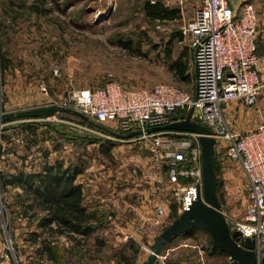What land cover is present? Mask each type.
I'll return each mask as SVG.
<instances>
[{
  "label": "rangeland",
  "instance_id": "rangeland-1",
  "mask_svg": "<svg viewBox=\"0 0 264 264\" xmlns=\"http://www.w3.org/2000/svg\"><path fill=\"white\" fill-rule=\"evenodd\" d=\"M157 1L178 9L180 19L167 23L147 21L142 6ZM249 2L257 10L261 27L264 0ZM198 6L197 0H0V55L6 57L4 68H0V104L7 110L59 104L76 91L102 88L109 75L126 88L170 84L190 92L192 57L182 30ZM258 52L264 82V43ZM181 53L187 62V81H177L171 72V64ZM40 87L45 88L47 96H38ZM261 106L260 97L252 107L238 101L223 105L225 127L235 133L257 128L262 122ZM27 125L12 121L7 127V135L18 128L27 132L23 147H15L9 136L1 135L5 150L0 173H13L25 157L30 158L24 165L33 169L43 162L44 154H48L50 163L75 165L80 159L86 167L77 183L83 187L85 205L90 206V201L103 204L102 212L97 214L106 220L113 217L115 225H106L100 219V228L79 252H74L66 239H57V262H46L35 254L37 246L28 242L26 233L31 229L17 218L14 206L8 210L6 219L3 217L1 197L7 206L17 193L8 189L3 196L0 194V264H11L13 257L16 264H124L119 256H132L130 246L137 250L132 263L145 262L150 255L145 249L152 251L155 237L169 225L167 217L165 227L154 226V207H149L146 201L155 198L167 208L172 205L173 195L183 182H172L167 158L178 149L180 140L164 137L161 150L168 157L158 159L144 144L115 140L74 119L61 120L56 115L38 120L32 124L37 131L36 139ZM57 145L60 149L54 152ZM226 145L227 141L220 139L215 149L223 150ZM237 173L235 177L241 185L228 207L221 194L225 218L233 223L242 219L248 204L245 177ZM151 208L152 224L146 219ZM196 235L195 239L170 244L167 250L174 252L168 256L165 249L164 262L215 264L214 260H206L202 252L207 236L199 232ZM184 243L187 247L182 246Z\"/></svg>",
  "mask_w": 264,
  "mask_h": 264
},
{
  "label": "built area",
  "instance_id": "built-area-1",
  "mask_svg": "<svg viewBox=\"0 0 264 264\" xmlns=\"http://www.w3.org/2000/svg\"><path fill=\"white\" fill-rule=\"evenodd\" d=\"M197 1L198 8L182 30L194 69L192 92L170 84L126 88L109 75L102 88L76 91L59 104L10 110L0 104V160L5 150L1 135L9 136L10 144L15 147H23L27 135L19 128L7 135V127L12 121H1L6 114L57 106L76 111L114 133L125 135L168 125L172 123L170 115L179 111L187 115L192 109L191 121L209 129L216 144L220 139L227 141L223 153L230 163L240 167L245 177L248 204L244 216L239 222H227V219L226 222L231 232H239L240 239L254 242V252L260 259L264 257V82L257 42L264 40V23L260 27L255 6L245 0ZM38 96H47L44 87L38 89ZM259 97L262 100L259 126L240 133L227 130L222 119V106L238 101L252 107L257 105ZM38 120L41 119L14 122L32 125ZM166 136L182 138L177 143L178 149L169 158L161 150ZM130 142L144 144L155 158L168 159L170 179L173 183L177 180L183 182L173 195L172 205L177 216L188 211L197 191L202 188L201 150L197 136L163 132L143 134ZM154 212V226L165 227L167 216L164 209L156 206ZM165 259L161 255L158 261L165 264Z\"/></svg>",
  "mask_w": 264,
  "mask_h": 264
},
{
  "label": "trees",
  "instance_id": "trees-1",
  "mask_svg": "<svg viewBox=\"0 0 264 264\" xmlns=\"http://www.w3.org/2000/svg\"><path fill=\"white\" fill-rule=\"evenodd\" d=\"M142 11L145 19L151 23H167L180 19L178 9L165 7L159 1L154 3L145 2L142 6ZM262 43H264L262 40L257 42L258 56V49ZM127 45L124 44V47L128 48ZM167 58H169V51H167ZM4 62H6V57L4 54H1V69L2 67L4 68ZM172 71L177 81H187L189 79L184 53H181L175 62L171 64ZM57 116L61 120L74 119L82 125L93 129L70 114L60 113ZM185 117V112L179 111L170 115V120L178 122L184 120ZM26 127L31 132L33 139H36L37 131L33 128L35 126L27 125ZM173 138L180 140L179 142L182 141V138ZM90 144L92 143L90 142ZM59 149L60 146L57 145L53 151L57 152ZM27 158L25 157L20 160V168L13 171V173H0L1 196L6 194L8 189L16 190L17 192L11 205L5 206L4 198L1 197L3 205L2 215L6 219L8 210L13 209L14 206L13 210H16L17 218L25 221L26 228L31 229L26 235L28 236V242L37 246L35 249L37 257L44 259L46 262L55 263L58 257L55 251L56 240L59 238L66 239L69 241L74 252L84 249V242L92 237L97 229L100 228L99 220L101 216L97 214L96 210L89 209L84 203L83 187L77 183V178L84 173L86 166L80 159L77 160L75 165H65L62 161L50 163L48 161V154H44L43 162L29 172L25 170L26 167L24 165ZM215 173L218 179L217 196L221 206L220 182L216 163ZM13 210L11 211L12 213ZM171 213L169 224L178 217L174 205H171ZM197 232L204 233L207 236L206 245L202 248L206 260H214L216 261L215 264H236L211 241L207 233L201 230H193L175 239L170 244L176 240L195 239L197 238ZM169 245L163 248L162 254ZM129 250L132 256H119V259L124 264H133L132 259L137 254V250L133 246H130ZM178 263L175 262L173 264ZM11 264H13V260Z\"/></svg>",
  "mask_w": 264,
  "mask_h": 264
},
{
  "label": "water",
  "instance_id": "water-1",
  "mask_svg": "<svg viewBox=\"0 0 264 264\" xmlns=\"http://www.w3.org/2000/svg\"><path fill=\"white\" fill-rule=\"evenodd\" d=\"M192 112L193 110L190 109L182 121L172 122L161 127L149 128L144 132L137 131L125 135L111 132L76 111L57 106L40 107L6 114L1 117V121L11 122L27 119H45L60 113H66L79 119L93 129L101 131L121 142H130L143 134L151 135L163 132H179L196 135L201 150V191H197L196 199L192 202L189 210L179 215L155 237L152 245V253L143 264H157L165 246L193 230H201L207 233L211 241L224 251L229 259L236 264H264V257L259 259L254 252V242L249 239H240L239 232H231L228 227L217 196L218 179L215 173L216 140L212 137L209 129L191 121L190 116ZM12 259L14 264H16L15 258L13 257Z\"/></svg>",
  "mask_w": 264,
  "mask_h": 264
},
{
  "label": "crops",
  "instance_id": "crops-1",
  "mask_svg": "<svg viewBox=\"0 0 264 264\" xmlns=\"http://www.w3.org/2000/svg\"><path fill=\"white\" fill-rule=\"evenodd\" d=\"M246 1V0H245ZM251 1V0H250ZM254 1V0H253ZM249 2V0H248ZM191 61H192V58H191ZM192 64V62H191ZM173 73V71H172ZM174 74V73H173ZM187 74H188V71H187ZM191 90L190 92L193 91V87H194V69L191 65ZM239 132V131H238ZM240 132H244V131H240ZM177 147H179V145H177ZM12 154L10 155H7V157L9 158ZM30 157L27 158V160H29ZM215 159H216V164H217V169H218V178H219V182H220V192L221 194H223L224 196V200L226 202V204L224 203V205L226 207H228L232 201V198L234 196V192H236L239 187H240V181H238V179L235 177L238 173L237 172H241V169L238 165L236 164H232L228 161V159L225 157L224 153H223V150H217L215 149ZM27 160L24 162V163H27ZM21 163V161H20ZM26 167V166H25ZM37 166H35L34 168H36ZM26 171H31V170H34V169H31V168H25ZM243 174V173H242ZM81 184V183H80ZM238 188V189H237ZM156 190H153V192H155ZM84 192V191H83ZM134 192H137L136 190H134ZM152 192V193H153ZM147 192H143V195L144 197L146 198L147 200ZM136 194H140L139 192H137ZM153 196L151 195V198ZM84 198H85V195H84ZM145 200V201H146ZM152 200V199H151ZM146 201L148 206L149 207H156V206H159V207H162L164 209V212H165V215L168 217L169 221H170V217L172 215L171 213V205L169 206V208H167V206H163L161 203L158 202V199H153L152 201ZM152 203V205H151ZM154 203V204H153ZM137 204H138V201L134 204V208L137 207ZM223 204V202H222ZM89 209H93V210H96V211H99V212H102L103 208H104V205H98L97 203L94 202V204L92 203V201H90V206H88ZM143 206H141L142 208ZM222 207V206H221ZM140 208V207H139ZM222 210V213L224 216H226V213L225 211L221 208ZM138 211V210H137ZM152 208H151V211H149V213H147V216H146V219H147V222H149L150 224H152ZM113 217H108V219L106 220L105 218H102V222L106 225H115V221H113ZM101 220H99V224L101 225ZM102 227L104 228L105 225H102ZM128 228V227H127ZM121 232H123V229L120 230ZM135 233L134 235H137L136 232L137 230L134 229ZM185 240H189V239H185ZM183 247H187V245H182ZM180 246V247H182ZM83 250V249H82ZM167 250V249H166ZM80 250H78L79 252ZM171 251V252H169ZM168 253V256H170L172 252H174L172 249H168L166 251ZM202 253V252H201ZM165 254V252L163 253ZM167 260V259H166ZM144 263V262H143ZM142 263V264H143ZM165 263V262H164ZM157 264H162L161 261H158ZM167 264V262L165 263ZM169 264V263H168Z\"/></svg>",
  "mask_w": 264,
  "mask_h": 264
}]
</instances>
